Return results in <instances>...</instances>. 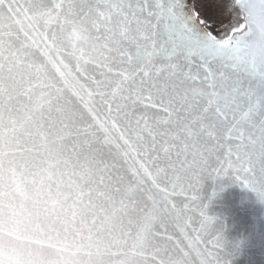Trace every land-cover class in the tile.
I'll return each instance as SVG.
<instances>
[{
	"label": "snow or ice",
	"instance_id": "obj_1",
	"mask_svg": "<svg viewBox=\"0 0 264 264\" xmlns=\"http://www.w3.org/2000/svg\"><path fill=\"white\" fill-rule=\"evenodd\" d=\"M192 19L183 0H0V97L7 91L11 100L15 86L27 82L22 94L29 99L23 118L13 117L16 109H8L7 133L2 130L0 105V264H50L46 250L56 245L48 234L51 229L39 226L42 212L45 220L52 213L62 220L63 247L58 251H71L73 258L95 255L100 258L96 264H102L125 235V201L135 200L139 185L133 184L141 170L162 195L149 197L154 214L137 234L134 249L148 244L155 223L166 228L169 222L182 233L192 227L197 245L207 244L205 236L220 243L223 237L213 227L215 217L207 214L199 195L206 176L242 174L245 186L264 192V67L249 63L236 50V27L226 39L217 40ZM40 21L45 31L40 30ZM52 24L57 31L49 34ZM239 30L243 31L242 25ZM61 48L75 57L78 73L87 75L90 64L107 69L100 78L88 77L97 89L88 91V96L98 97V107L112 117L111 129L103 128V141L91 131L92 125H76L71 117L56 133L40 123L45 119L44 96L33 95L38 84L32 80H38L42 71L38 60L50 58L52 50L60 53ZM213 61L219 66L214 67ZM59 63L68 67L63 60ZM56 70L64 75L59 67ZM46 102L51 109L53 101ZM147 107L161 111L142 110ZM26 124L39 127L41 139L51 145L54 162L45 161L44 171L49 182L56 181L57 195L62 197L52 202L51 210L44 206L43 178L36 186L39 173L31 181L37 195L34 210L26 207L27 173L18 170L15 160H5V149L11 148L17 133L27 131ZM112 130L120 133L123 144L118 148L126 147L141 158L140 169L127 178L125 188L121 187L125 177L118 171L113 175L111 152L96 147L112 143ZM65 139L77 143L69 150ZM65 175L72 178L66 193L59 191ZM51 188L49 183V195ZM17 195L23 198L19 203ZM177 196L183 199H171ZM203 255L207 264L219 259L212 250Z\"/></svg>",
	"mask_w": 264,
	"mask_h": 264
},
{
	"label": "water",
	"instance_id": "obj_2",
	"mask_svg": "<svg viewBox=\"0 0 264 264\" xmlns=\"http://www.w3.org/2000/svg\"><path fill=\"white\" fill-rule=\"evenodd\" d=\"M183 3L185 11L193 18L192 23L202 32L212 35L210 30L202 23L200 15L194 9L191 0H183ZM247 5L248 0H234L233 2V8L240 12L241 22L244 26L243 31H237L234 43L241 56L249 63L261 67L250 60L247 53L242 52V46L246 47V41L253 40L256 34V24L245 20ZM38 24L41 31L46 30L42 21ZM160 27L163 28V25ZM49 28V34H51V31H57L55 24L50 25ZM214 37L217 40L226 39ZM38 43L40 48L44 49V44L39 41V38ZM256 43L260 44L264 41H256ZM33 50H35V46ZM89 56L98 59L93 53H89ZM61 60L68 65L67 68L59 63ZM80 63L83 64V60ZM38 64L41 66L42 71L38 80H32L33 84H38L33 95L40 96L43 93L45 119L40 123L44 124L45 129L52 126V132L56 133L61 128L62 123L71 117L76 125L81 123L92 125L91 131L95 132L103 141L105 135L103 128L111 129L112 117L108 114L106 108L98 107V97L90 98L88 96V91H97L88 77L100 78L101 72L107 74V69L90 64L87 66V75L78 73L76 71L77 60L75 57L63 52L62 48L60 53L52 50L50 58L41 57ZM213 66L218 67L219 61H213ZM57 67L64 73L63 76L57 72ZM22 71H27V69ZM31 72L35 77V69H32ZM25 81H27V77ZM27 87V82L15 86L11 92V100H9L7 91L0 97V105L4 109L5 124V128L2 130L5 133L11 127L9 124V108L16 109L11 113L13 117L23 118L28 115L24 109L29 104V99L27 95L22 94ZM48 99L53 101L51 109L46 102ZM89 109H92V111H89ZM142 110L148 113L161 111L158 107H147ZM81 114L84 116L83 122L80 120ZM25 127L27 131L17 133L16 140L13 141L11 148L5 149V152L8 153L5 160H15L18 170L27 173L25 179L29 184V188L26 189L29 199L24 201L26 207L33 209L32 201L37 199L36 192L31 187V181L33 180V174L39 173L35 177L36 186L40 185L41 178H43V199L47 201L44 206L51 210L53 208L52 202L62 199L57 195L56 181L49 182L47 172L44 171L48 168L45 161L54 162L53 156L49 154L51 145L41 139L39 127L28 124ZM119 135L120 133L115 130L110 131L109 136L112 143L96 145V147L102 148L105 153L111 152L112 156L109 158V163L115 166L113 175L118 171L125 177L124 183L121 185L122 188H125L128 184L127 178L140 169L141 158L126 147H117V144H123L119 140ZM63 143L71 150V145L77 142L72 139H65ZM125 151H128L127 156L123 155ZM60 169L63 170V165L60 166ZM55 170L53 169V171ZM67 171L70 172L71 169L69 168ZM71 180L72 178L69 175L63 176L59 191L66 193L67 185ZM49 183L52 184L50 195L48 191ZM137 185H139V188H137L135 200L125 201L128 208L127 212L123 214V232L125 235L111 249L114 254L105 255L102 258V264H162V262L163 264H170V262L172 264H176V262H179V264H207V259L203 253L208 250H212L213 256H219L218 260H213V264H264V192L259 188L252 190L245 186L242 174L240 177L233 174L231 177L224 176L213 179L206 176L202 179L199 195L201 200L207 204V214L215 217L214 229L222 234L223 238L219 244L216 243L215 237L205 236L207 244L201 242L197 245V234L192 227L185 229L182 233L172 222H169L166 228L159 223H155L148 244L143 249L139 247L134 249L133 244L137 243V234L141 232L147 218L154 214L153 203L149 197L158 198L162 195L158 193L151 179L144 175L142 170L137 175L133 187L136 188ZM22 199L17 195V203ZM171 199L180 201L183 197L177 196ZM55 207L59 209L60 205L56 204ZM194 214L199 216L198 211ZM60 215L63 216V213ZM68 216L70 217V212ZM33 226L36 227L37 224L34 223ZM39 226L45 231L51 229L48 234L53 238L52 243L56 245V248L46 250L50 264H71L72 259H75L76 264H96L100 259L95 255L90 258L83 254L73 258L71 251L61 252L57 250L63 247L64 226L62 220L55 213H52L49 219L45 220L42 212ZM169 236L171 239H168ZM72 238V235L69 234V243ZM190 243L191 247H189ZM177 245H179V248H177ZM180 249H183L184 252H181ZM198 252L201 255H197Z\"/></svg>",
	"mask_w": 264,
	"mask_h": 264
},
{
	"label": "flooded vegetation",
	"instance_id": "obj_3",
	"mask_svg": "<svg viewBox=\"0 0 264 264\" xmlns=\"http://www.w3.org/2000/svg\"><path fill=\"white\" fill-rule=\"evenodd\" d=\"M194 9L200 15L204 26L210 33L221 39L227 38L235 27L237 31L242 24L241 14L233 8L234 0H191ZM220 12L218 16H205L202 12ZM244 29V26H243Z\"/></svg>",
	"mask_w": 264,
	"mask_h": 264
},
{
	"label": "clouds",
	"instance_id": "obj_4",
	"mask_svg": "<svg viewBox=\"0 0 264 264\" xmlns=\"http://www.w3.org/2000/svg\"><path fill=\"white\" fill-rule=\"evenodd\" d=\"M245 20L256 24V34L253 40L246 41V47L242 46V52L247 53L254 63L264 67V43H256L264 41V0H248Z\"/></svg>",
	"mask_w": 264,
	"mask_h": 264
},
{
	"label": "trees",
	"instance_id": "obj_5",
	"mask_svg": "<svg viewBox=\"0 0 264 264\" xmlns=\"http://www.w3.org/2000/svg\"><path fill=\"white\" fill-rule=\"evenodd\" d=\"M205 16L210 17V16H218L221 13L220 12H214V11H204L202 12Z\"/></svg>",
	"mask_w": 264,
	"mask_h": 264
}]
</instances>
